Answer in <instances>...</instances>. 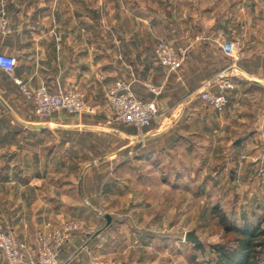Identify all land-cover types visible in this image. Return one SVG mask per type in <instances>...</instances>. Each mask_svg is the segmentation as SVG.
Instances as JSON below:
<instances>
[{
	"label": "crops",
	"instance_id": "obj_1",
	"mask_svg": "<svg viewBox=\"0 0 264 264\" xmlns=\"http://www.w3.org/2000/svg\"><path fill=\"white\" fill-rule=\"evenodd\" d=\"M168 1L166 20L156 10V0H126L127 7L116 13L112 4L99 8V0H0L10 27L8 33L0 34V51L15 58L14 76L29 89L44 85L57 93L78 88L87 96V109L81 113H58L44 120L27 113L28 118L22 119L28 124L0 126V149L8 145L13 149L6 157L0 152V198L10 197V210L1 224L14 232L25 249L32 245L36 230L47 231L59 223L66 199L77 212L76 197L101 193L103 181L109 178L98 167L117 152L122 150L127 161L136 158L138 163L152 162L154 166L161 165L167 150L184 149L191 161L202 156L208 150L203 134L212 128L209 106L199 99L197 90L229 65L231 57L222 46L248 32L253 38L247 44L239 40L244 55L231 69L234 87L227 94V105L213 111L217 126L213 130L223 133L217 174L227 182L264 175V154L257 150L264 125V1ZM162 36L186 47L184 62L176 71L162 67L154 56L153 44ZM120 77L130 82L136 96L154 99L158 105L145 129V145L134 154L130 152L139 142L135 127L101 125L94 120L103 108L111 112L107 91ZM146 80L162 86V91L149 93ZM21 99L25 100L19 86L0 70V101ZM12 134L16 136L10 137ZM51 142L56 154L47 146ZM79 143L96 151L67 152L69 147L79 148ZM40 146L47 152L37 156ZM105 146L109 151L97 156ZM66 165H72L75 173H88L63 178ZM192 169L185 166L181 170L192 176ZM59 179L64 182L56 183ZM28 194L35 199H21ZM45 196L57 200L44 203L41 197ZM114 243L110 240L109 246ZM103 244L108 243L72 232L60 248L58 260L61 264H92V252L100 253ZM127 246L129 264L144 261L139 239L129 240ZM0 264H6L1 253Z\"/></svg>",
	"mask_w": 264,
	"mask_h": 264
},
{
	"label": "rangeland",
	"instance_id": "obj_2",
	"mask_svg": "<svg viewBox=\"0 0 264 264\" xmlns=\"http://www.w3.org/2000/svg\"><path fill=\"white\" fill-rule=\"evenodd\" d=\"M145 1L148 0H143V2ZM160 1L159 7L157 5L159 0H156L155 8L162 13V18L168 20L170 1ZM105 4L108 6L112 4L115 13L121 12L123 7H127L126 0H99V8H104ZM152 6L151 8H153ZM248 33L238 38L241 42L243 41V44H247L248 39L253 38ZM166 37L162 36L165 41L169 42ZM157 41L158 39L155 44ZM240 50L242 51L241 46ZM242 54L244 55V53ZM103 105L105 107L106 102ZM107 107L111 109L110 102ZM213 111L215 110L209 107L210 123L208 124L212 129L203 134L204 146L208 150H204L202 156L199 155L198 158H193L194 161H191L184 155V149L173 150L176 153L167 150L164 160H161L163 163L154 166L152 162H147L146 165L138 163L136 158L127 161L121 150V153L117 152L111 161L98 167L101 168V174L105 173L109 178L103 181L101 193L91 198L76 197V206L80 204L77 212H73L71 208L73 205H69L70 203L66 199L63 208L64 214L59 215V223L54 228L64 222L75 221L78 223V228L72 232L78 231L83 239L92 236L101 238L104 243L107 242L108 244L99 247L101 248L100 253L92 252V264H129L125 255L128 252L127 242L137 239L144 248V261H140V264H212L214 255L211 245L225 241L230 236V233L224 231V224L220 217L221 212L228 220H234L238 225L241 224V216L244 213L253 222L262 219L261 226H264V175L252 173V177L247 176L238 181L227 182L221 180L217 174L221 157L219 154L222 152L220 144L223 133L213 130L214 127H217ZM27 113L34 114L30 103L26 100L0 101V126L28 124L30 122L22 119L23 117L28 118ZM99 114L101 116H97L94 120L99 121L101 125H124L122 123H107L111 112L106 108L99 111ZM56 115L58 116V114ZM34 117L38 119L35 114ZM4 135L7 136L8 133L6 132ZM12 135L10 137L16 136ZM79 144L81 145L79 148L78 146L76 148L69 147L66 149L67 152L73 149L80 153L83 152V154L86 151H91L94 154L96 151L95 148H89V145ZM260 144V142L257 144V150L264 154V148L259 149ZM47 146L54 154L58 151L52 142ZM12 150L8 145L6 148H1L0 152L3 153V157H6ZM106 151H109L108 146L101 147V152L96 155H104ZM35 152H37V156L45 155L47 148L42 150L40 146ZM202 162H204L203 165ZM185 166H192L194 172L192 176L181 170ZM64 167L65 170L61 172L63 178H68L69 175H75L77 178L80 173L81 175L88 173L84 172L85 170L75 173L71 170L72 165ZM62 182L59 179L56 183ZM29 186L32 188L34 185ZM96 187L98 186L96 185ZM223 188L226 189V196ZM21 199L25 201V199H35V197L28 194ZM41 199L46 203L47 199L57 200V197L47 198L45 196ZM69 201L73 202V198H70ZM9 202V196L0 198V223L2 224L10 210ZM88 202L94 206L93 209L90 208ZM106 213L111 216V222L105 226L106 220L103 214ZM191 230L197 235L198 243L184 239L185 233ZM110 240L115 242L112 246H109ZM195 244L202 248L198 249ZM105 249L110 251L106 252Z\"/></svg>",
	"mask_w": 264,
	"mask_h": 264
},
{
	"label": "built area",
	"instance_id": "obj_3",
	"mask_svg": "<svg viewBox=\"0 0 264 264\" xmlns=\"http://www.w3.org/2000/svg\"><path fill=\"white\" fill-rule=\"evenodd\" d=\"M9 30L6 12L1 9L0 34L4 35ZM222 49L231 57L229 65L206 79L197 90L199 99L216 111L223 110L227 105V94L234 87L231 69L236 68V62L243 56L239 39L236 37L230 38ZM153 52L162 67L176 71L184 62L186 47L171 44L160 38L154 45ZM14 65L15 58L0 51V70L19 86L38 119L42 120L60 112L77 114L87 109V96L83 90L71 88L54 93L44 85L29 89L14 76ZM144 86L151 94H158L161 90V87L151 80L144 81ZM107 98L111 106V116L107 119V123H122L136 128L139 142L130 152L136 153L144 147L145 129L158 112L156 101L136 96L130 82L122 77L115 79L109 86ZM259 140L264 148V125L259 132ZM77 228V222L68 221L47 231L38 229L34 233L32 245L25 249L14 232L0 223V253L6 264H61L58 260L60 248L71 232Z\"/></svg>",
	"mask_w": 264,
	"mask_h": 264
},
{
	"label": "trees",
	"instance_id": "obj_4",
	"mask_svg": "<svg viewBox=\"0 0 264 264\" xmlns=\"http://www.w3.org/2000/svg\"><path fill=\"white\" fill-rule=\"evenodd\" d=\"M220 217L224 231L230 233V236L225 241L211 245L214 255L212 264H264L262 219L253 222L243 213L242 222L238 225L234 220H228L223 212ZM195 245L198 249L202 248L198 244Z\"/></svg>",
	"mask_w": 264,
	"mask_h": 264
},
{
	"label": "water",
	"instance_id": "obj_5",
	"mask_svg": "<svg viewBox=\"0 0 264 264\" xmlns=\"http://www.w3.org/2000/svg\"><path fill=\"white\" fill-rule=\"evenodd\" d=\"M239 141H240L239 139L236 140V142H239ZM103 217L106 220L105 226L110 224L111 216L106 213V214H103ZM184 239L186 241H189V242H192V243H198L199 242V239H198L197 235L195 234V232L193 230L186 232L185 235H184Z\"/></svg>",
	"mask_w": 264,
	"mask_h": 264
}]
</instances>
